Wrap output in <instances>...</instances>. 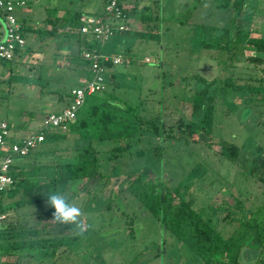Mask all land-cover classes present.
<instances>
[{"label":"rangeland","instance_id":"obj_1","mask_svg":"<svg viewBox=\"0 0 264 264\" xmlns=\"http://www.w3.org/2000/svg\"><path fill=\"white\" fill-rule=\"evenodd\" d=\"M23 1L24 5L15 7L16 18L20 16L34 27L38 23L47 26L46 17L57 19L71 35L77 33L80 23L79 17L73 18L72 14L91 6L98 15L104 2ZM122 4L129 10L136 6L135 19L144 17L138 19L141 26L132 29L128 24L126 31L95 42L100 51L122 58L105 70L104 88L99 92V96H110V104L116 106L115 122L106 125L122 139L107 137L99 124L98 129L95 125L89 127V140H79L69 133L65 139L40 143L27 156L13 158L14 164L23 166L22 180L26 184L14 182L0 193V208L13 227L12 235L28 229L36 230V237L74 235L71 225L54 220L55 209L47 199L34 196L55 186L61 188L60 166L75 162L76 147L88 145L89 154L98 151L97 166L87 178L66 182L62 187H76L71 195L83 209L85 235L76 237L69 246L56 248L52 254L48 249L49 254L40 257H29L26 247L19 248L4 257L9 264H201L186 243L165 230L126 189L142 167H147V176L158 183L157 191L177 187L181 197L190 200L191 207L204 219H210L224 237L243 220L258 215H262L264 225V172L259 174L261 180L257 174L249 173L252 158L264 155V53L259 64L252 62L254 52L250 48H231V60L226 55V45H237L235 29L248 28L250 36L264 38V0H122ZM126 7L123 10H128ZM17 21L20 23L18 18ZM148 32L151 38L144 34ZM23 37L24 50H30L27 55L22 53L24 62L0 59V79L9 68L13 81L12 89L0 97V119L8 124V138L13 131L36 130L45 113L62 109L63 101L44 102L45 95L49 89L58 88L57 93L67 103L69 97L65 98L64 92L78 86L80 74L74 64L80 61L79 56L68 69L63 66L68 58L61 61L63 56L58 53L65 41L56 46L50 43V53H46L42 34L26 31ZM86 39L93 44L90 36ZM225 57L224 63L218 61ZM53 58L60 65L53 64ZM33 65L37 67L35 74L40 75L36 81L42 90L40 100L32 94L29 73ZM213 76L220 81L211 82ZM226 76L240 84L249 82L256 89L245 86L237 91L231 87L224 90ZM0 84L1 96L7 84ZM200 89L205 91L206 99L199 111L191 114V100ZM96 101L95 97H86L79 116ZM127 105L132 110L126 111ZM190 129L197 131L194 139L189 137ZM221 139L238 145L234 161L220 152ZM123 141L128 142L129 149L113 154L111 148ZM44 176L47 184L41 185L39 179ZM56 179L59 182L54 187L49 184ZM32 180L35 182L30 183ZM18 200L22 202L17 204ZM225 214L227 218L222 221ZM252 236L249 234L243 241L238 264L264 262V243L259 247ZM219 261L227 264L226 258Z\"/></svg>","mask_w":264,"mask_h":264},{"label":"trees","instance_id":"obj_2","mask_svg":"<svg viewBox=\"0 0 264 264\" xmlns=\"http://www.w3.org/2000/svg\"><path fill=\"white\" fill-rule=\"evenodd\" d=\"M105 2V0H104ZM103 2V3H104ZM121 4V0H120ZM241 5V1H238L237 6ZM124 16H126V11L123 10ZM80 14L76 13L75 18L79 17ZM73 17V18H74ZM143 20L144 17H141ZM245 21H248L247 19ZM22 32H24L23 26L20 24ZM53 27H51L50 30H40L35 29L39 34L46 35L50 33ZM117 31L114 30L113 33H116ZM124 32V31H123ZM251 29H244L239 28L234 30V36H235V44L232 47H228L226 45V55L228 60H231V48H238L239 46L244 47L246 49L253 50L254 54L251 57V60L253 63H261L263 61V56L261 54L264 53V38L262 37H256V36H250ZM79 33V32H78ZM121 33V32H117ZM81 34V33H80ZM148 37H152L151 33H144ZM156 33H154L155 35ZM87 35V34H83ZM88 36V35H87ZM242 38H241V37ZM91 38V37H90ZM92 39V38H91ZM83 44H85V48L87 51H94V52H100L104 54H108L107 52L100 51L97 47H95L94 40L93 44L82 39ZM208 43H204L203 46H207ZM239 54V53H238ZM81 58V57H80ZM219 59V60H218ZM217 60L220 62H223L226 60V57L224 59L218 58ZM3 60V59H1ZM84 64L87 66V61L82 59ZM216 60V61H217ZM8 61V60H6ZM104 65L106 66V69L111 66V63L109 61L104 62ZM88 71V68H87ZM110 78L112 77V74L109 75ZM220 81V78L218 76H213L211 79H209L211 82H214L216 80ZM231 76H226L223 79L222 87H224V90L228 88H232L235 91L238 90L240 87H247V88H255L253 85L249 84V82L246 83H238L232 81ZM243 85V86H241ZM205 91L198 90L196 91L195 96L191 100V114L197 113L199 109L201 108L203 99H206L204 97L203 93ZM69 93V92H68ZM86 97L93 98L95 97L98 99V101L91 103L88 105L87 109L83 111L84 115L79 116V109L76 112L75 119L72 123L68 124L67 128L63 131L61 130H53V131H47L45 130L43 133V142H54L59 141L62 139H65L66 135L71 133L75 134L79 140H89L87 138V133L89 127L95 125V127L98 129V126L101 124L103 132H105L107 137L111 135V139H122L119 136L113 134V131L108 128L106 123H112L115 122L113 111H115L116 106L110 104V101L108 98L110 96H99V92L93 93L90 95L85 96L83 104L85 103ZM82 104V105H83ZM81 105V106H82ZM80 106V107H81ZM118 110L120 108L117 107ZM126 111L132 110V107L126 106ZM122 122H118L117 124H120ZM117 134V133H116ZM197 131L195 129H190L189 131V137L191 139H194L196 137ZM99 139H102V134H100ZM220 144V152L224 154L230 161H234L236 158V155L238 153V145L232 142L225 141L221 139L219 141ZM77 146V145H76ZM89 146H78L76 147V153L75 158L76 161L73 163H65L60 166V172L61 175V185L60 187H63V184L66 182H70L72 180L78 181L82 180L84 178H87L88 175L92 170L95 169L97 166L95 153L98 151L94 150L92 153L89 154L88 152ZM129 149V144L126 141H123V143L119 144L118 146H115L111 148V151L114 153L124 152ZM33 172V171H32ZM264 172V155L259 154L257 157H253L251 160V166L249 169V173L252 175L257 174L258 179L261 180L260 173ZM23 171L18 172H11V178H12V184L14 182L20 183L21 186L25 183V180H22ZM149 173V170L147 167H142L139 172L137 173L136 180L130 182L127 184L126 189L129 190V192L137 199V201L142 205V207L152 213L157 221L160 223V225L167 230L172 236L177 238L178 240H183L187 247L189 248V251H191L193 257H197V259H200L201 264H208L209 261H218V264H221L219 261V258H226L227 264H238L237 263V255L239 252V249L243 243V241L249 237V234L253 235L252 238L255 241V244L259 247L263 246L264 243V225L263 220H261L262 215H258L256 218H249L243 220L237 228H235L233 231H231L227 236H222L220 232L215 229L210 221V219H204L201 217L197 211H195L191 207L190 200H185L181 197V194L179 192V189L177 187L174 188H163L159 189L157 191L156 186L158 185L157 182H154L152 178L148 177L147 174ZM17 178H20V180H17ZM46 177L44 176L41 180L39 179L41 185L47 184L45 183ZM45 180V181H44ZM35 180L30 181V183H34ZM59 182V179H56L54 182L49 181V184L51 183L53 187L55 184ZM29 183V182H28ZM55 188H57L55 186ZM53 188V189H55ZM2 193V192H1ZM47 191H44L42 194H36L34 196V199L38 197H43L47 199V196L45 195ZM21 200H18L16 203H21ZM1 212H4L0 208ZM227 218V214L222 216V221ZM13 231V227L10 222L7 223V226L5 229L0 233V249L4 250L3 255L0 254V256L7 257L9 256L13 251H16L19 248L26 247L28 249V253H26L29 257H35V256H44L48 255V249H51L50 253L52 254L53 251L61 247L63 245L69 246L73 243V241L76 239L77 236L70 235V236H61V237H36L37 232L36 230L28 229L22 234H14L12 235L11 232ZM253 231V232H252ZM15 233V232H14ZM11 234V235H10ZM18 236H23L24 238L21 240H10V238H15ZM6 240V241H3ZM42 249H44L42 251ZM35 251V252H34ZM195 255V256H194ZM264 262L255 261L254 264H263Z\"/></svg>","mask_w":264,"mask_h":264},{"label":"built area","instance_id":"obj_3","mask_svg":"<svg viewBox=\"0 0 264 264\" xmlns=\"http://www.w3.org/2000/svg\"><path fill=\"white\" fill-rule=\"evenodd\" d=\"M22 5H24L23 0H0V17L4 22V32L0 40V59L12 60L24 46L23 32L15 15V7ZM124 17L120 0H105L102 12L89 16L78 27V32L87 34L93 40L103 42L113 34L114 30L123 32L127 29L123 23ZM80 56L87 61L88 78L81 85L69 91L70 100L62 109L47 113L42 117L39 128L24 137L10 141L8 124L5 120L0 119V193L12 184L13 158L27 156L36 145L43 141L45 130H65L68 124L74 121L76 112L83 104L85 96L103 90L106 70L104 62L109 61L111 64H115L122 61L119 55L111 56L87 50H82ZM7 220L6 213L0 211V233L7 226ZM0 264H9V262L4 256H0Z\"/></svg>","mask_w":264,"mask_h":264},{"label":"crops","instance_id":"obj_4","mask_svg":"<svg viewBox=\"0 0 264 264\" xmlns=\"http://www.w3.org/2000/svg\"><path fill=\"white\" fill-rule=\"evenodd\" d=\"M103 2V0H102ZM102 4V3H101ZM121 5L123 6L122 4V0H121ZM126 7V6H123V8ZM144 7H142L143 9ZM126 9H128V6L126 7ZM83 12L81 11L80 12V15H79V19H80V23H79V26L91 15H96L94 12L96 11H92V7L89 6V7H84L83 8ZM136 6H132L131 9L129 10H126V16L124 17V23L126 24V26L129 24L131 25L132 29H138L141 25V21L138 20V19H141V17H139L138 19H135V17L137 16L136 15ZM26 13H29L28 10L25 11ZM76 13H73L72 16L74 17ZM18 20L20 21V24L23 26V29H24V32L26 31H30V32H35L34 30L35 29H41L43 31H48L51 29V27H53V29L51 31H49L50 33L46 34V35H43L44 36V44L45 47L47 48L46 50V53H50V43L52 44V46H56V44L59 42V41H62L64 42L65 44L62 45V51L59 54L60 57L63 56V59H61V61H64V58L67 57L68 59L65 60V62H63V66H65L67 69L71 66V63H72V60H76L79 56V59L80 61L77 62V63H73L76 64L75 66L77 67L78 71L80 72V74L78 75L77 77V84L78 86L81 85L87 78H88V71H87V66L84 64L83 60H81V56H80V53L82 50H86L85 48V44H83L82 42V39L84 38L85 40L86 39V36L87 35H83V34H80L78 33V29L76 30L77 33L72 32L73 34L71 35V32L68 30V27H65V25L62 23V21L60 20H57V19H52L50 20L49 18H45L46 20V23H47V26L46 25H42L40 23H38V27H34L32 24H28V23H25L23 21V18L18 16L17 17ZM75 18V17H74ZM0 21H1V24H0V40L3 36V32H4V22H3V19L2 17H0ZM78 26V27H79ZM127 29H128V26H127ZM127 29H125L124 31H126ZM77 34V36H75ZM72 36V37H71ZM88 38V37H87ZM29 49V47H28ZM59 50V49H58ZM25 51V52H23ZM22 53H26L25 55H27L28 53H30V50H24L21 49L20 51H18L14 58L10 61H14L15 63H18L19 62H24L25 61V55H23ZM44 54V55H47V54ZM69 55V56H68ZM74 58V59H73ZM38 60V59H37ZM56 63V66L60 65V62L56 61L54 58H53V64ZM36 65V63H35ZM35 65H33L32 67V71H31V74L29 73V75H32V86H33V96L34 97H37L38 100H40V94L42 92V90L38 87V83L36 82L37 80H39L40 78V75L39 74H35V69L37 68ZM17 67V65H16ZM20 66L17 67V71L20 72L19 69ZM3 75H4V79H0V83H6L7 86L5 89H3L4 91L2 92L3 94H1L0 97L3 98V95H6V93H8L9 89L11 88L12 89V86L11 84L13 83V81H11L10 79V69L8 68L6 71H3ZM34 83V85H33ZM77 87V86H76ZM75 88V87H73ZM58 90V88H56ZM72 88H70L68 91L66 90L64 92V97L65 98H68L69 97V100H70V95H69V91L71 90ZM57 90H53L52 89H49L48 90V94L45 95V98H44V102H60V101H63V106L66 105V102H64L63 100V96L60 92L57 93ZM18 96L21 95V92H18L17 93ZM68 102V101H67ZM62 107V106H61ZM61 107L59 108V110L61 109ZM58 111V110H57ZM57 111H51V112H57ZM47 113H50V112H47ZM45 113V114H47ZM44 114V115H45ZM34 131V130H33ZM29 133H31L32 131H27ZM26 132V133H27ZM21 133L19 130L17 131H13V135L12 137L9 138L10 141H12L13 139H18V138H21V137H24L26 135H28L29 133ZM40 144V143H39ZM38 144V145H39ZM18 171H24V168L22 165L20 164H12V167H11V172H18ZM8 187L5 189L7 190ZM7 223H8V220H7Z\"/></svg>","mask_w":264,"mask_h":264},{"label":"clouds","instance_id":"obj_5","mask_svg":"<svg viewBox=\"0 0 264 264\" xmlns=\"http://www.w3.org/2000/svg\"><path fill=\"white\" fill-rule=\"evenodd\" d=\"M75 191L76 187L73 185L70 190L55 188L47 191L45 195L47 196V203L55 209L53 213L54 220L71 225L73 234L77 237H83L86 232L85 225L81 219L83 209L71 195Z\"/></svg>","mask_w":264,"mask_h":264}]
</instances>
